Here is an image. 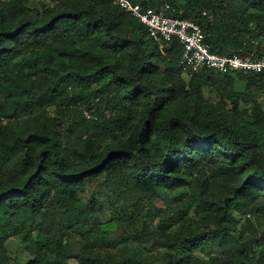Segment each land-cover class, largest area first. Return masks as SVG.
Returning <instances> with one entry per match:
<instances>
[{
  "label": "trees",
  "instance_id": "16d2710c",
  "mask_svg": "<svg viewBox=\"0 0 264 264\" xmlns=\"http://www.w3.org/2000/svg\"><path fill=\"white\" fill-rule=\"evenodd\" d=\"M130 1L264 55V0ZM182 51L112 0H0V264H264V72Z\"/></svg>",
  "mask_w": 264,
  "mask_h": 264
},
{
  "label": "built area",
  "instance_id": "2783aa9c",
  "mask_svg": "<svg viewBox=\"0 0 264 264\" xmlns=\"http://www.w3.org/2000/svg\"><path fill=\"white\" fill-rule=\"evenodd\" d=\"M112 1L148 28L162 52L173 40L182 45L179 66L186 80L203 70H214L222 74L264 72V55L255 57L253 53H245L224 56L212 53L204 42L199 25L191 20L174 17V9L169 4H164L159 9L144 10L138 3L130 0Z\"/></svg>",
  "mask_w": 264,
  "mask_h": 264
},
{
  "label": "rangeland",
  "instance_id": "374dc122",
  "mask_svg": "<svg viewBox=\"0 0 264 264\" xmlns=\"http://www.w3.org/2000/svg\"><path fill=\"white\" fill-rule=\"evenodd\" d=\"M39 2H40V0H29V3L31 5H38ZM205 93L207 95V90H205ZM184 192H185L184 190H178L174 193L164 194L163 198L156 200V205L158 207H165L167 205H171L172 207H174L176 209L180 208V206L184 202L179 201V200H180V197L183 195ZM168 216H169V212H167L164 215V217H168ZM241 221H242L241 212L236 211L235 216H234V223H236L237 227H240L239 222H241ZM159 224H160V220L158 219V220L154 221L153 223H149L148 227L151 228V230L159 229ZM166 225L167 224H165L164 226H166ZM138 226H139V228H141V226H143V225L138 224ZM143 230L144 229L137 230L140 232H138L135 235H137L138 238L144 237V236H141L144 234V233H142ZM142 245H145V244H144L143 240L140 239V241L130 244V247L137 249L138 247H141ZM6 247H7V250H8V253L10 254V256L19 262H25L30 258L28 252L24 251L23 245H22L20 239L10 240L7 243Z\"/></svg>",
  "mask_w": 264,
  "mask_h": 264
}]
</instances>
